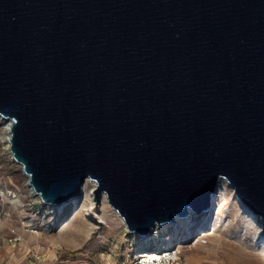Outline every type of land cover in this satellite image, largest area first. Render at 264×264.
I'll return each instance as SVG.
<instances>
[{
    "label": "water",
    "instance_id": "water-1",
    "mask_svg": "<svg viewBox=\"0 0 264 264\" xmlns=\"http://www.w3.org/2000/svg\"><path fill=\"white\" fill-rule=\"evenodd\" d=\"M0 116L46 204L89 177L147 238L223 177L264 215V0H0Z\"/></svg>",
    "mask_w": 264,
    "mask_h": 264
},
{
    "label": "rangeland",
    "instance_id": "rangeland-1",
    "mask_svg": "<svg viewBox=\"0 0 264 264\" xmlns=\"http://www.w3.org/2000/svg\"><path fill=\"white\" fill-rule=\"evenodd\" d=\"M7 138L0 120V264H143L144 254L167 251L172 235L181 264H264V215L241 203L227 179L217 185L211 217L191 232L187 225L176 235L177 223H171L141 238L120 222L106 193L91 206L96 180L87 182L80 201L42 202ZM203 214L192 219L201 221Z\"/></svg>",
    "mask_w": 264,
    "mask_h": 264
},
{
    "label": "bare ground",
    "instance_id": "bare-ground-1",
    "mask_svg": "<svg viewBox=\"0 0 264 264\" xmlns=\"http://www.w3.org/2000/svg\"><path fill=\"white\" fill-rule=\"evenodd\" d=\"M0 120H3L4 122H5V125H6V129H7V132H8V138H7V145H8V148H9V150H10V143H9V139H10V135H11V133H10V128H11V121L9 120V119H5V118H3L2 116H0ZM10 153H11V155H12V152H11V150H10ZM12 157H13V155H12ZM13 159L15 160V162L18 164V165H21V167H22V169H23V165L21 164V163H19L14 157H13ZM23 173L27 176V178L29 179V176H28V174L27 173H25V171H24V169H23ZM90 180H92V179H90L89 177L86 179V181L84 182V184H83V188H84V190H85V187L87 186V182L88 181H90ZM94 180V179H93ZM225 180V178H223V177H220L219 178V180H218V183L219 184H221V183H223V181ZM98 183V182H97ZM97 183L94 181V189H97ZM28 184L30 185V183H29V180H28ZM31 186V185H30ZM32 187V186H31ZM32 189H33V187H32ZM33 191H34V189H33ZM35 192V191H34ZM35 194H37L36 192H35ZM39 196V195H38ZM40 197V196H39ZM105 197V199H106V202H108V198L106 197V196H104ZM91 199H90V203H91V206H94V201H93V196H91L90 197ZM75 200H77V198H74ZM108 204H109V202H108ZM49 205H51V206H57V205H55V204H49ZM110 205V204H109ZM111 206V205H110ZM212 208H213V205L210 207V210H209V214H210V217H211V212H212ZM113 209V208H112ZM114 210V212L116 213V216L118 217V219L120 220V222L124 225V227L125 228H127V225H126V222H125V220H124V218L119 214V212L117 211V210H115V209H113ZM193 214H195L194 213V211H191V218L190 219H187V218H182V217H179V216H177L176 217V223H177V225L175 226V228L174 229H176L175 231H176V235L179 233V232H181L182 231V229L183 228H185V227H187V225H188V232H191L192 231V228L194 227V226H196V225H201L204 221V218L201 220V221H199V219H197V218H193L192 219V217L194 216ZM205 216V215H204ZM263 220H264V217H263ZM175 223V224H176ZM167 224H165V225H160V226H158L157 228H167ZM157 228L156 229H154L153 230V232L150 234V235H153V233H155V232H157ZM207 235V233H204V235L203 236H206ZM202 236V237H203ZM174 237H175V235H172V236H170V238H169V241H168V247H167V255H163L162 254V252H158L157 251V253H153V252H149V256L147 255V254H144L143 256H144V258L145 259H143V261H142V263L143 264H152V261H153V259H158L159 260V264H181V262H178V260H179V258H178V253L180 252L179 250H177V247H176V245H174V242H173V240H174ZM165 251V250H164ZM148 256V257H147ZM146 258H148V259H146ZM161 261V262H160Z\"/></svg>",
    "mask_w": 264,
    "mask_h": 264
},
{
    "label": "built area",
    "instance_id": "built-area-1",
    "mask_svg": "<svg viewBox=\"0 0 264 264\" xmlns=\"http://www.w3.org/2000/svg\"><path fill=\"white\" fill-rule=\"evenodd\" d=\"M154 250H156V251H158V252H162V254L165 256V255H167V251H164L165 250V248H158V249H154ZM148 254V256H149V253H147ZM147 256V257H148ZM145 259V258H144ZM146 259H148V258H146ZM161 262V261H160ZM152 264H159V260L158 259H153V261H152ZM177 264V263H176Z\"/></svg>",
    "mask_w": 264,
    "mask_h": 264
}]
</instances>
